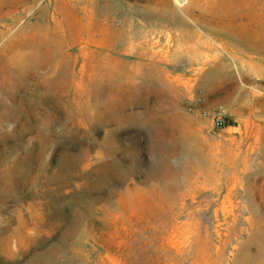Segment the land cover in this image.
<instances>
[{"label": "rangeland", "instance_id": "374dc122", "mask_svg": "<svg viewBox=\"0 0 264 264\" xmlns=\"http://www.w3.org/2000/svg\"><path fill=\"white\" fill-rule=\"evenodd\" d=\"M96 3L0 0V264H264V0Z\"/></svg>", "mask_w": 264, "mask_h": 264}, {"label": "bare ground", "instance_id": "6f19581e", "mask_svg": "<svg viewBox=\"0 0 264 264\" xmlns=\"http://www.w3.org/2000/svg\"><path fill=\"white\" fill-rule=\"evenodd\" d=\"M87 2H88V4H87L88 5L87 6V20H86L87 27H88L87 32L89 34H91V35L95 34L98 30H100L102 33L106 32V34L108 35L107 43L103 47H104V50L110 51L111 47H112L111 42H113L114 38H116V33H115L116 31L113 29L112 20H105V24H101V20H97L98 17H99V13H100L98 5L96 3L97 0H87ZM144 14H145L147 19H149L151 17H155L156 18L153 21V23H147L149 25L146 27V28H150V26H152L153 27V29H152L153 31H161V29H163L162 24L166 23V21L169 20L167 17L163 16L162 13H160V14H158V13L151 14V13H149L147 11ZM173 17L174 18L172 19V17H171L170 20H175V22L176 21L180 22L179 20H181V19L179 17H177V16H173ZM131 23H132V21H131ZM195 27H196V29L198 28L200 30L206 31V35H207V37L209 39L212 38V37H221L222 36V37H225V39L227 38L229 40H232V41L236 42L237 44H239L241 46V50H245L244 49V39L241 38L240 36H237V35L231 34V33H225V32H223L221 30L213 28L210 25H206L204 23H201L200 21L196 22ZM200 30H196V31H193L192 33H189L192 36V38L194 40L193 42L195 44H197V39H205V37H203V34L200 32ZM55 33L56 32H55V24H54V27L51 30V32H47L46 31V35L43 36L44 37L43 38L44 42H48L51 45L55 46V42H56L55 41ZM50 34L54 35V37L52 36L53 39H51L52 42H51V40L48 39ZM93 38L94 37L92 36L91 39H93ZM229 42H231V41H229ZM148 49L149 48H146V50H148ZM246 50L248 51V48H246ZM150 52H151V50H150ZM124 53H128L129 54L130 50L129 49H125ZM196 55L198 56V54H196ZM156 56L157 55H156L155 51H153L152 54H150L149 52L143 51V53H139L137 55L138 61H136L133 64L138 66L139 68H144V67L149 68L150 67V70H154L159 63L163 62L162 59H161L162 61L161 60H157ZM106 58H108V59H106ZM118 63L119 62H118V60L116 58H111L110 55L108 53H106L104 58H103V60H102V62H101V65H103L105 67H111V71L112 70L115 71V68H116ZM225 68H226V64L225 63H218V65H216L215 68L212 71L207 73V75H204V79L206 81L210 80L211 78H213L215 73L216 74L217 73L220 74V73L225 72Z\"/></svg>", "mask_w": 264, "mask_h": 264}, {"label": "built area", "instance_id": "2783aa9c", "mask_svg": "<svg viewBox=\"0 0 264 264\" xmlns=\"http://www.w3.org/2000/svg\"><path fill=\"white\" fill-rule=\"evenodd\" d=\"M206 115H209L213 119L214 126L217 129H223L226 127V114L223 106H217L208 114L206 113Z\"/></svg>", "mask_w": 264, "mask_h": 264}]
</instances>
